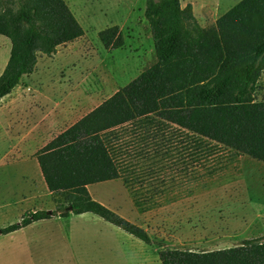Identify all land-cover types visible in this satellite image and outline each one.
I'll return each instance as SVG.
<instances>
[{"label": "trees", "instance_id": "obj_1", "mask_svg": "<svg viewBox=\"0 0 264 264\" xmlns=\"http://www.w3.org/2000/svg\"><path fill=\"white\" fill-rule=\"evenodd\" d=\"M157 62L37 154L54 210H29L0 228L93 214L154 244L147 230L95 200L89 186L122 180L138 211L195 192L204 162L222 151L264 162V0H241L203 28L191 4L146 0ZM0 35L11 42L0 100L32 74L40 54L84 35L65 0H0ZM107 50L124 46L119 26L98 34ZM72 208V211L69 208ZM162 264H264V237L213 251L161 249Z\"/></svg>", "mask_w": 264, "mask_h": 264}, {"label": "rangeland", "instance_id": "obj_2", "mask_svg": "<svg viewBox=\"0 0 264 264\" xmlns=\"http://www.w3.org/2000/svg\"><path fill=\"white\" fill-rule=\"evenodd\" d=\"M65 1L85 32L56 54L41 56L46 60L33 79L41 89L29 92L43 96L45 102L36 101L35 134L22 145L26 151L32 144L34 152L40 150L157 62L145 16L146 0ZM240 1L181 0V5L191 4L199 25L209 28ZM113 26L120 27L124 46L107 50L98 33ZM10 49V40L0 35V72ZM255 100L264 101V72ZM8 118V126H0V228L19 222L29 210L56 208L41 185L31 183L36 180L33 168L7 165L15 156L11 147L16 125L13 117ZM203 164L202 177L196 181L200 185L192 196L164 201L146 212L137 210L122 180L89 186L95 200L147 230L154 244H146L96 215L71 214L1 235L0 264H162L161 249L213 251L264 237V162L222 151ZM25 175L27 183L20 182L19 176ZM100 241L121 244L124 249L114 251L129 256L123 260L121 255L108 254L110 250L99 255L90 243Z\"/></svg>", "mask_w": 264, "mask_h": 264}, {"label": "crops", "instance_id": "obj_3", "mask_svg": "<svg viewBox=\"0 0 264 264\" xmlns=\"http://www.w3.org/2000/svg\"><path fill=\"white\" fill-rule=\"evenodd\" d=\"M77 40H75V41H77ZM75 41L70 42V43H74ZM70 43H67V44H70ZM67 44H64L62 46H65ZM62 46H59L57 51ZM112 50H115V49H112ZM57 51H56V53H57ZM56 53H54V54H56ZM42 55L44 57H48L47 55L40 54L38 57V63L36 65L34 72L32 74L25 75L22 78L21 83L18 86H16L13 89V91L9 95L3 97L0 100V103L4 104L3 106H1V104H0V121H1L0 126L5 129L8 126L9 121H11L8 118L10 116L13 117L12 121L16 122V125H14L15 143L11 147L12 153H15V156L13 157V159L11 160L10 163H7V165L10 166V164H12V165L15 164L20 168H24V167L25 168H28V167L33 168V170L36 174V180L35 179L31 180L32 181L31 183L33 184V182L36 181L38 186L41 185L40 187L44 191L45 196L47 197V199H50L52 202L51 193L48 190V187H47L46 182L44 180L40 165L38 163V159L36 157V154L50 142H46L44 147H42L37 152H34L35 151L34 150V144H32V148L29 151L22 149V145H24V146L27 145L26 143H29V138L34 137V134H35L36 101H37V103H41V101H42V103L45 102V98L43 96L42 97L33 96L30 93L34 89H41L40 85H38V83H36V81H34L33 79H35V77L37 75V69L39 67H41L43 65V62L46 60V58H41ZM9 56L10 55L8 54L6 59L4 60V65H3V68L0 72V75L2 74V72L4 71V69L7 65ZM12 110H13V113L12 112L10 113V111H12ZM68 128H66V129H68ZM65 130H63V131H65ZM62 132H60L59 134H61ZM47 134H49V133H47ZM56 137H54V138H56ZM19 178L22 179V181H20V182H26L25 179H28V176H26V175H25V177L19 176ZM50 200H48V201H50ZM51 210H53V209H51ZM57 218H60V217H57ZM23 229H21V230H23ZM90 244L92 245L93 249L99 250L98 251L99 255L103 254L102 253L103 250H110L108 254H110L112 256H120L121 255L123 260L127 259V257L129 256V254L125 253V251H122L121 253H117L116 251H114L115 249H124V246H121V244H112V243L101 242V241L100 242H91ZM83 245H86V243H84Z\"/></svg>", "mask_w": 264, "mask_h": 264}, {"label": "water", "instance_id": "obj_4", "mask_svg": "<svg viewBox=\"0 0 264 264\" xmlns=\"http://www.w3.org/2000/svg\"><path fill=\"white\" fill-rule=\"evenodd\" d=\"M69 210H71V211H72V208L70 207V208H69Z\"/></svg>", "mask_w": 264, "mask_h": 264}]
</instances>
